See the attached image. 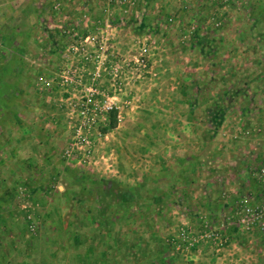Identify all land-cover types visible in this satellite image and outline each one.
<instances>
[{
    "label": "rangeland",
    "instance_id": "obj_1",
    "mask_svg": "<svg viewBox=\"0 0 264 264\" xmlns=\"http://www.w3.org/2000/svg\"><path fill=\"white\" fill-rule=\"evenodd\" d=\"M90 83L115 108L84 163L64 151ZM263 101L264 0H0V264H231L263 246L221 225L234 175L206 185L220 105Z\"/></svg>",
    "mask_w": 264,
    "mask_h": 264
},
{
    "label": "crops",
    "instance_id": "obj_2",
    "mask_svg": "<svg viewBox=\"0 0 264 264\" xmlns=\"http://www.w3.org/2000/svg\"><path fill=\"white\" fill-rule=\"evenodd\" d=\"M246 104L247 103H243L241 105H231L230 103H225L223 106L222 104L220 105L224 110H227V113L225 114V120L223 121L222 125H225L226 128L229 127V129L227 128V131H224V141L221 144V152H219L220 156L214 155V152H217L215 150L214 152L211 151V154L208 156L209 158L207 157L209 159V163L212 164V166L208 169V173L210 174V184L206 183V185H210V187H213V184L219 185V183H217V180L220 176L224 175L225 172L227 174L234 175L233 179L230 180H228L227 176L225 186V189L233 187L235 193L231 196L234 199H237V196L235 194L241 191L245 192L250 189L254 190V187H256L253 184V181L255 182V180H253L245 172L246 168L248 166H264V101L257 105V107L254 106V103H251L249 106H247ZM228 105H231V110L228 109ZM216 108L217 105L211 106V109ZM196 122L199 125L204 124L202 118H197ZM243 126H247V128H249L250 130L254 127L257 128L256 130L251 131V135H247L244 134L245 132L241 130ZM249 129L247 131H250ZM235 138L238 139L235 142L236 145L231 146V143L234 142ZM217 157H219V159H216ZM217 165L219 166V168L217 167ZM203 170L204 168H202V170L200 168V170H198L197 172L199 174L205 175L206 173ZM242 236H244L245 238L247 237L248 239L251 238V242H264V234H254L248 236L245 233ZM247 244L249 245L251 243L247 242ZM247 248L248 249L245 248L246 251H244L245 249H243L241 252H236V257L233 258L231 264H264V245L258 246L257 248L254 246H247ZM211 250L213 257H217L221 256V254H224L225 249H220V247L218 246L216 249ZM226 252H228V249L226 250ZM239 256H242V262L239 261ZM212 264L224 263H220L218 261L217 263Z\"/></svg>",
    "mask_w": 264,
    "mask_h": 264
},
{
    "label": "built area",
    "instance_id": "obj_3",
    "mask_svg": "<svg viewBox=\"0 0 264 264\" xmlns=\"http://www.w3.org/2000/svg\"><path fill=\"white\" fill-rule=\"evenodd\" d=\"M97 75L96 72L92 73V79ZM64 77L67 80V75ZM79 91L81 93L79 99L74 103H69L67 114L70 117L76 114L80 120H75L71 142L64 152L68 158L88 163L93 158L90 145L92 126L97 122L99 114L106 115L115 108V102L110 96L103 95V92L94 83L82 85ZM245 134L248 135L249 131H246ZM245 172L257 181L259 189L243 192L232 206L230 216L221 225L226 229L230 225V221H233L236 232L250 235L264 234V166H248ZM203 232L207 238L219 240L224 238L221 231H216L208 224L204 225Z\"/></svg>",
    "mask_w": 264,
    "mask_h": 264
}]
</instances>
